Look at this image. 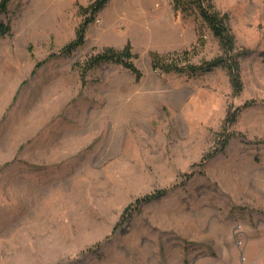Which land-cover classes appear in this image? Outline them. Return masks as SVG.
Listing matches in <instances>:
<instances>
[{"label":"rangeland","instance_id":"obj_1","mask_svg":"<svg viewBox=\"0 0 264 264\" xmlns=\"http://www.w3.org/2000/svg\"><path fill=\"white\" fill-rule=\"evenodd\" d=\"M93 1L0 13V264H264V0H211L248 52L239 94L223 67L152 68L151 53L221 55L171 0H108L60 54ZM127 43L139 79L74 67Z\"/></svg>","mask_w":264,"mask_h":264},{"label":"trees","instance_id":"obj_2","mask_svg":"<svg viewBox=\"0 0 264 264\" xmlns=\"http://www.w3.org/2000/svg\"><path fill=\"white\" fill-rule=\"evenodd\" d=\"M8 2L9 0H0V13L6 11ZM107 2L108 0H94L87 7L81 8V13L84 18L76 29L75 38L63 46L60 54L69 55L77 47L83 45L87 26L94 20L95 16ZM171 3L174 11L180 12L184 17L193 16L196 20H199L200 44H203L200 30L205 27L210 31L212 36L218 41L221 55L211 60L202 61L200 64H195L191 62L188 50L168 54L151 53L152 68L165 74L176 73L192 76L208 72L215 67H223L227 71L233 93L239 94L242 91L243 85L238 58L247 55L248 52H239L237 50L235 37L228 24V15L217 10L211 0H171ZM10 31V26L0 21V36H5L9 34ZM135 57L136 55L132 52L130 44L127 43L121 49L106 47L100 53L89 56L83 62L75 63L74 67L84 76L89 70L101 64H116L127 69L135 75L136 79H139L142 74L133 62ZM40 64L41 63H38L37 66ZM235 118V115L228 117L229 123L232 124ZM226 143L227 140L224 139L222 143L223 146H225ZM163 193L164 192L160 191L137 199L136 204L148 202Z\"/></svg>","mask_w":264,"mask_h":264}]
</instances>
